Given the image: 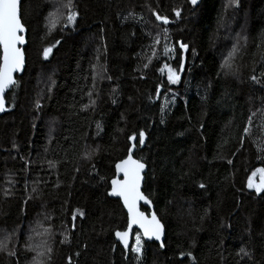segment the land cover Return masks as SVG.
<instances>
[{
	"label": "trees",
	"instance_id": "16d2710c",
	"mask_svg": "<svg viewBox=\"0 0 264 264\" xmlns=\"http://www.w3.org/2000/svg\"><path fill=\"white\" fill-rule=\"evenodd\" d=\"M51 8L50 0H21L26 65L0 116V241L7 237L0 264H31L36 252L29 247L42 243L52 249L51 264L68 257L73 264H138L114 240L126 214L99 177L114 175L127 136L141 129L146 143L133 157L147 164L142 191L165 238L164 248L145 243L140 264H264V193L246 187L251 172L264 167V0H74V28L61 20L49 32ZM152 10L170 23L156 21ZM157 35L160 59L144 69ZM57 40L45 60L43 48ZM175 41L188 50L180 82L169 85L157 69L176 67L163 55L164 44ZM233 44L232 69H222ZM93 65H103L111 80L93 82ZM165 93L176 100L161 113ZM78 209L85 215L73 221ZM65 236L70 243L60 242Z\"/></svg>",
	"mask_w": 264,
	"mask_h": 264
},
{
	"label": "snow or ice",
	"instance_id": "6c2138e0",
	"mask_svg": "<svg viewBox=\"0 0 264 264\" xmlns=\"http://www.w3.org/2000/svg\"><path fill=\"white\" fill-rule=\"evenodd\" d=\"M73 0H68V3L63 4V7L69 9L66 18L63 16V13L60 12V6L57 5L55 10L48 13L46 27L48 31L51 32L57 24L64 19V27L73 25L78 16V12L71 10ZM192 6L198 4V0H187ZM175 16L179 18L181 16L180 9H173ZM133 13H129V16H132ZM152 15L155 17L156 21H160L164 25H168L170 20L167 16H161L156 13L155 10H152ZM128 17H125L127 19ZM164 38L168 39V29L164 30ZM27 28L22 21L21 15V0H0V113L8 111L5 93L6 90H9L17 85V80L14 78V73H19L24 69L25 66V51L24 46L27 43L26 40ZM60 41H56L55 44L44 47L42 51L43 58L46 60L49 57V54L52 52L53 47L59 44ZM160 44L159 35L153 38V44L150 46L152 48L153 55L147 57L148 63L143 64L144 69H148L153 62V57L158 61L160 56L157 52L156 45ZM188 50V45L182 41H175L173 46H169L167 43L163 46V55L165 57L172 56L177 60L176 67L168 63H164L157 70L161 75H166V80L169 85H175L181 80V73L185 70V52ZM239 51L237 45L233 44L232 49L228 52L227 56L224 57L223 63L220 65L222 69L231 70L232 63L231 60L234 55ZM193 55L195 51L193 50ZM92 79L93 82L97 78L111 80L110 76H105L104 73L106 69L103 65H93ZM227 74V72L225 73ZM264 75V73H262ZM144 79V76L140 77ZM253 81L259 82V78L255 75L251 77ZM162 85L158 84L155 87L156 98L159 99L161 96ZM115 91V89H113ZM169 92L171 89L168 90ZM88 95L91 97L92 92L90 91ZM166 102L160 105V112L164 113L166 107L169 104H174L176 100L175 93L172 94L171 100H167V93L164 94ZM152 97H149L151 100ZM91 103L94 105L95 100H92ZM113 104L116 103L115 99L112 101ZM36 107L39 108L40 104L37 103ZM89 106L84 105V109H87ZM121 119H124L123 114ZM160 123H164V119L161 118ZM249 124H251V117H249ZM97 129L102 131L101 124L97 122ZM249 128L246 126L244 128V133L247 134ZM127 141L129 146L127 148V155L115 163V173L114 175L106 181L104 176H100L99 179L101 182H106L108 187H106V195L108 197H118L119 202L122 203L123 208L126 210V227L123 230H115L114 236L119 244L122 246L125 259L128 258L129 251L134 254V259L140 264L143 259L145 241H160V248H164V243L162 242V236L164 233V225L161 223V220L158 218L155 211L146 215L144 212L139 210V203L144 202L145 205H151V201L142 191V184L145 180V169L147 167L146 162L141 159H134L133 153L134 149L143 147L146 143V133L143 129L139 133H133L132 135L127 136ZM243 142V137L241 138ZM96 150H93V153ZM90 154H86L84 159H89ZM260 159V157H257ZM23 159V158H22ZM52 162L49 161V164ZM228 163L231 164L232 160H228ZM27 162L25 167L27 168ZM76 171H79L77 168ZM258 178V180H257ZM39 183V181H37ZM199 187L201 189L205 188V184L200 183ZM246 187L250 190H254L256 194L264 193V167L255 168L247 178ZM33 191H36L34 188ZM7 190L5 195H7ZM85 213L83 210H76L71 213L72 220L76 221L77 218H83ZM133 226L139 229V231L134 234V243L130 245V236L133 234ZM75 228V224H73ZM44 233L51 234V228L44 229ZM31 239V237L29 238ZM7 237L3 241H0V251L7 249ZM61 243L69 242L67 236L64 237ZM30 250L36 252V257H46L49 264H51V252L52 249L46 245V243L37 244L35 246H30ZM113 250H115V245H113ZM240 253L243 256L248 257L249 253L242 247L240 248ZM8 255L14 256L15 252L9 251ZM76 256H79L80 253H75ZM192 259V253L189 252L185 254L184 252L180 253V257H185ZM36 264H42V261L36 260ZM67 264H73L72 257L67 258Z\"/></svg>",
	"mask_w": 264,
	"mask_h": 264
},
{
	"label": "water",
	"instance_id": "95a60500",
	"mask_svg": "<svg viewBox=\"0 0 264 264\" xmlns=\"http://www.w3.org/2000/svg\"><path fill=\"white\" fill-rule=\"evenodd\" d=\"M200 1L201 0H198V4L200 3ZM197 4V5H198ZM196 5V6H197ZM26 35H27V32H26ZM26 40H27V37H26ZM26 46V45H25ZM25 46H24V48H25ZM51 54V53H50ZM50 54H49V56H50ZM49 58V57H48ZM25 65H26V56H25ZM24 68H25V66H24ZM23 72H24V69L21 71V72H19V73H14V78L16 79L17 77H20L22 74H23ZM11 89H9V90H6V93H5V97H6V94L10 91ZM7 111H5V112H2V113H0V116H2L3 114H5ZM134 151H135V149H134ZM134 158V157H133ZM135 159V158H134ZM147 172V167H146V169H145V173ZM114 173H115V165H114ZM143 184H144V182H143ZM143 184H142V188H143ZM258 195V194H257ZM260 195V194H259ZM108 198H110V199H114V200H119V198L118 197H108ZM120 204H121V206H122V208H123V205H122V203L120 202ZM142 207H144V208H147V210L149 211L148 212V214H150L151 212H153L154 211V209H153V206H152V204L149 206V205H145L144 204V202L143 201H141L140 203H139V210L140 211H142L141 210V208ZM124 209V208H123ZM124 211H125V214H126V210L124 209ZM146 214V213H145ZM148 214H146V215H148ZM127 215V214H126ZM137 231H139V229L138 228H136L135 226H133V234H132V236H130V240H129V242H130V245L132 244V239H133V235H134V232H137ZM164 238H165V228H164V233H163V236H162V242H164ZM114 240H115V242H117L118 244H119V242L116 240V238H115V236H114ZM145 243H156V244H160L161 242L160 241H145ZM120 245V244H119ZM120 247L122 248V246L120 245ZM123 249V248H122Z\"/></svg>",
	"mask_w": 264,
	"mask_h": 264
},
{
	"label": "rangeland",
	"instance_id": "374dc122",
	"mask_svg": "<svg viewBox=\"0 0 264 264\" xmlns=\"http://www.w3.org/2000/svg\"><path fill=\"white\" fill-rule=\"evenodd\" d=\"M50 1H51L52 5H53V9L51 8V10L54 11L55 8H56V6L59 5V6H60V12L63 13V16L66 18L69 9L64 8V7H63V4L68 3V0H50ZM71 10H74V11H75V8H74V0H73V3H72V8H71ZM52 11H51V12H52ZM62 21H63L64 23L66 22L64 19H62ZM47 22H48V21H47ZM74 26H75V23H74L73 25H71V26H68L67 28L70 29V30H72V29L74 28ZM40 79H41V78H39L38 80H40ZM30 237H31V239H33L32 236H30ZM30 237L27 238L28 242H29V240H30V239H29ZM34 238L36 239L37 237L35 236ZM31 241H32V240H31ZM31 241H30V242H31ZM29 249H30V247H29ZM31 251H32V250H31ZM0 252H1V251H0ZM32 252H33V251H32ZM36 260H37V259H36ZM38 261H39V260H38ZM31 264H36V261H34V259H32V260H31Z\"/></svg>",
	"mask_w": 264,
	"mask_h": 264
}]
</instances>
